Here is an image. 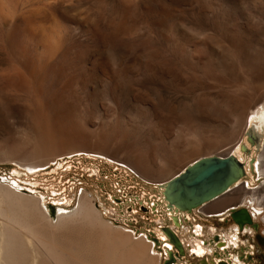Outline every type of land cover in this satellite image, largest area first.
Segmentation results:
<instances>
[{"label": "rangeland", "instance_id": "obj_1", "mask_svg": "<svg viewBox=\"0 0 264 264\" xmlns=\"http://www.w3.org/2000/svg\"><path fill=\"white\" fill-rule=\"evenodd\" d=\"M0 2L4 13L24 30L23 13L36 0ZM61 5L48 11L49 20L42 18L31 26L33 30L42 23L40 26L56 33L57 51L50 59L57 74H52L48 83L61 108L51 107L61 110L66 105L65 114L81 131L92 132L93 128L91 134H97L95 130L104 127L109 143L92 141L94 146L88 141V145L73 148L86 153L64 155L31 172L0 157L1 182L37 196L53 220L58 214L77 210L82 194L87 193L111 230L85 221L82 226L55 231L59 241L77 257L72 264H100L108 240L119 237L122 231L134 240L144 238L153 245L150 254L160 258L156 264H203L208 256L197 259L192 255L196 227L200 229L203 224L206 232L200 236L201 242L213 247L219 231L232 235V208L218 218L207 217L198 209L189 214L171 211L162 186L201 158L233 155L245 165L247 177L243 181L250 177L256 183L257 198L236 190L228 194L230 202L210 203L204 208L215 212L242 201L245 204L246 198L252 200L254 203H247V208H235L246 209L251 216V211L260 210L252 218L256 228L246 226L241 235L242 249H229L227 258L233 262L234 256L245 253L253 260L244 264H264V201L260 202L264 185L260 186L258 177L254 179L256 171L253 174L250 170V161L264 151V133L261 136L257 130L258 140L250 142L253 125L236 129L243 115L240 102L254 103L255 88L264 82V0H61ZM5 28L0 13V42L8 34ZM23 33L22 44L34 47L30 50L38 60L36 51L40 46L31 33ZM164 60L171 63L170 73L161 67ZM16 68L17 62L0 43V75H5L2 69L13 72ZM65 83L69 89L64 92ZM10 89L0 90V95L14 106L13 117L0 113L1 148L15 137L13 131L20 129L23 118H28L27 114L21 116L24 104L34 111L37 103L33 95ZM60 94L66 99L61 103ZM242 146L248 150H242ZM128 151L142 158L155 152L156 168L168 172L154 176L149 170L147 178L142 177L122 163L135 160ZM237 152L243 153L245 160ZM49 205L57 208L54 217ZM214 254L209 260L222 256L219 250Z\"/></svg>", "mask_w": 264, "mask_h": 264}, {"label": "bare ground", "instance_id": "obj_2", "mask_svg": "<svg viewBox=\"0 0 264 264\" xmlns=\"http://www.w3.org/2000/svg\"><path fill=\"white\" fill-rule=\"evenodd\" d=\"M60 5L61 0H36V2L30 7L31 9L23 13L24 30L31 33L34 40L40 46V48H38L39 52L36 49L38 60H35L32 51L30 50V48L32 49L34 47L29 48L27 44L25 45L21 42V36L24 34V30L21 29L22 27H19L17 21H14L15 19L12 20V16L10 17L4 13L6 11H3L5 7L3 6V9L0 4L1 17L8 32L6 38H3L4 40H2V42L4 43L9 56L18 64V68L13 72L12 70L11 72H8L7 70L2 69V73H5V75H0V90L6 91V89L9 90L11 88L12 91L14 90L16 92H22V94L26 93L28 95H33L37 102L34 111H31L32 106H25L26 104H24L20 110L23 113H21V116L27 114L28 118H23V121L20 122L21 124L18 122V124H20V129H15L13 131L14 134L12 137H15L10 141H7L3 148L0 147V157H3L2 159H4V161L15 162L27 167L30 172L36 171L44 166L46 167L52 161H55L57 158L63 157L64 155L70 156L86 153L85 150H73V148L88 145V141L89 143L92 141L97 143V141L100 140L109 143L104 136V127L100 126L98 128L99 130H95V132L99 131L97 134H91L94 131L93 128L92 132L81 131L76 124L71 122V117L68 116V114H65L67 113V106L63 103L62 105H64V108L61 110L64 111L58 109L59 105L57 103L59 100L56 99V95L53 97L50 93L51 89L48 83V80H50L49 77L52 74H57L56 66L54 62L51 61L52 59H50L55 55V51H57L55 50L56 45L58 44L56 33L51 29L40 26L42 23L37 26V28L34 27L33 30L31 29V26L37 24L36 21L39 19L46 18V20H49L50 15L48 11H52V9L57 10L60 8ZM8 17L11 19H8ZM34 45L36 46V44ZM162 63L161 67L166 73H170V70H173L169 61L164 60ZM261 83L255 88L254 103L240 102L242 109L240 108V105H238V108L243 111V115L242 118H240V124L236 125L237 130H241L243 126L248 129L249 126L253 125V130L250 134L252 135L251 139L256 141L258 140L256 137V131L258 130L260 135L261 132L264 133V82ZM65 84L66 87L63 86V91L69 87L67 86V83ZM243 85L246 86L245 83ZM5 94L8 95L7 92H5ZM64 94L59 95L61 98L60 103L61 101L66 100ZM1 95L0 113L2 112L1 115H4L5 117H10L13 115L12 112L14 106L11 107V103L9 104L8 100ZM227 103L231 102L227 101ZM53 105L58 106L56 110L51 107ZM17 111L20 113L19 110ZM171 123L173 124L175 122L172 120ZM170 126L172 127V125ZM19 135H22V137L24 136L23 139H19ZM34 144H36V146H34ZM91 144H93V142ZM98 144L96 145L98 146ZM132 152L128 151L127 153L129 156L133 157L134 154ZM154 153L150 154V156L145 155L147 159L146 162L143 160L145 157L144 155H142L143 158L139 155H135V160L129 161L126 159V161L124 160L122 163L131 166L132 169L144 178H147L148 172L150 174L149 170H151L152 175L158 176L165 173L167 169L160 167L156 168V160L158 157ZM237 154L240 159H244V155H242L243 153L241 154L240 152H237ZM161 158L162 161L165 160L163 157ZM160 161L161 160L157 162ZM253 169L256 171L254 179L258 177L260 180V186L264 185V151L259 155L258 159L256 158V160H254ZM173 179H170V181ZM252 180L250 177L247 179V182L242 180V183H238L237 187L223 195L224 197L221 196L219 197L220 199L217 198L218 200L215 199L216 201L212 200L197 209H200L202 213H206L207 216L212 214L218 215V213L223 212L226 209L209 212L203 207L211 202H213V204L216 203L215 205L230 202L231 198L228 197V194L230 195L236 190H241L245 192V195L251 194L253 197L255 196V198H257L258 189L254 187L256 183L252 182ZM170 181H164L166 184L162 187L166 188ZM36 197L20 192L13 186L5 184L0 180V264H72L78 260L77 257L69 251L68 246L65 247L64 244L61 243L62 241H59L56 237L57 235L55 231L58 229L66 230L67 227L77 225L82 226V223L85 221L89 222V224H94V222L99 223L100 226L102 225L104 228L111 230V228L104 223L106 221H103L98 215L91 202L92 199L89 198L86 192L82 194L77 210L68 215L65 212L58 214V217H54V220L47 215L42 201ZM263 201L264 198L260 200L261 204ZM47 207L49 208V206ZM255 212L259 213L260 211L255 210ZM120 231L122 230H118L119 233H121ZM196 232L198 235L197 237L194 235L195 239L193 242H196V246H194L193 250L199 256H203L206 253V248L204 243L201 242L202 239L200 237L205 234V227L203 224L200 225V229L196 227ZM117 236L110 239V241L108 240L106 249L103 252L104 254L102 253L104 258H99L101 259L100 264H156V262L160 260L159 256L150 254L153 245L148 244L144 238L134 240L133 236L125 231H122V235L119 237ZM197 238H200V240H197ZM106 241H104V243Z\"/></svg>", "mask_w": 264, "mask_h": 264}, {"label": "water", "instance_id": "obj_3", "mask_svg": "<svg viewBox=\"0 0 264 264\" xmlns=\"http://www.w3.org/2000/svg\"><path fill=\"white\" fill-rule=\"evenodd\" d=\"M249 140L253 142L251 136ZM242 150L248 149L242 146ZM253 163L254 159L250 161V170L254 174ZM246 177L245 165L233 155L204 157L189 165L182 174L171 180L162 194L171 211L191 213L194 209L227 194ZM49 209L54 217L57 208L49 205ZM231 217L241 229L246 224H252L246 209L231 210ZM177 221L178 218L175 217V222ZM164 231L179 247L171 231L167 228Z\"/></svg>", "mask_w": 264, "mask_h": 264}, {"label": "flooded vegetation", "instance_id": "obj_4", "mask_svg": "<svg viewBox=\"0 0 264 264\" xmlns=\"http://www.w3.org/2000/svg\"><path fill=\"white\" fill-rule=\"evenodd\" d=\"M222 197H224V196H222ZM220 199V198H219ZM218 200V199H217ZM216 201V200H215ZM243 202V201H242ZM242 202H239V203H237L236 205H231L230 206V208H232L231 210H236V208L235 207H237L238 205H241V206H244L245 208H247L245 205L247 204V203H254L252 200H250L249 198H246L245 200H244V202H245V204L244 203H242ZM211 203H213V202H211ZM210 204V203H209ZM209 204H207V205H209ZM244 204V205H243ZM206 205V206H207ZM205 206V207H206ZM204 208V207H203ZM202 209V208H201ZM229 209V207H227L226 208V210L225 211H223V212H220V213H218V215L216 214H212V215H209V216H207V217H213V218H218L219 216H226L228 213H230V211H227ZM198 210H200V209H198ZM220 211V210H219ZM227 211V212H226ZM260 211V210H259ZM225 212V213H224ZM253 214H252V216L250 215V217H251V220H252V218L254 217V216H257V213L258 212H255V211H251ZM224 213V214H223ZM187 214H189V213H187ZM177 218V217H176ZM228 218H229V216L228 217H226L225 218V220L223 221L224 223H225V225H228V223H229V220H228ZM174 219H175V217H174ZM245 220H246V218H244ZM230 220H232V218L230 219ZM233 222V221H232ZM233 226H234V228L231 230V234L232 235H228L229 233H226L225 231H219L220 232V236H216V238H215V244H214V246L213 247H211V248H208V246H206L205 245V243H204V246H205V248H206V253L203 255V256H199L196 252H194V250H192V255L195 257V258H197V259H199V258H204V257H206V256H208V258H207V260H204V261H202L203 262V264H244L248 259L249 260H253V258H252V255L251 254H245V253H243L242 255L244 256H238V257H235L234 256V260H233V262L230 260V259H228L227 257L229 256L228 254H229V249H231V250H235V249H238V250H241L242 248L240 247V242H241V235H242V233H243V231L245 230V228H246V226H248V224H246V225H244V227L241 229V227L238 225V224H236V223H234L233 222ZM251 227V229H255L256 228V226H255V224H251L250 226H248V228H250ZM213 229H214V227H213ZM205 232H206V228H205ZM217 232H218V230H217ZM234 232V233H233ZM202 236H204V235H202ZM169 246V248H171V250L173 249V247H172V245L171 244H169L168 245ZM168 248V247H167ZM208 249H209V251H208ZM214 250H219L221 253H222V256H220V258L219 259H212V260H209V257H214V256H216L215 254H214ZM167 251V250H166ZM209 252H212V255L211 256H209L210 254H209ZM240 254V253H239ZM240 258H242V259H240Z\"/></svg>", "mask_w": 264, "mask_h": 264}]
</instances>
